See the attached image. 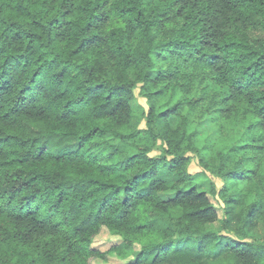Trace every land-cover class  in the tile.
<instances>
[{"label": "trees", "instance_id": "obj_1", "mask_svg": "<svg viewBox=\"0 0 264 264\" xmlns=\"http://www.w3.org/2000/svg\"><path fill=\"white\" fill-rule=\"evenodd\" d=\"M110 256L264 264V0H0V264Z\"/></svg>", "mask_w": 264, "mask_h": 264}, {"label": "rangeland", "instance_id": "obj_2", "mask_svg": "<svg viewBox=\"0 0 264 264\" xmlns=\"http://www.w3.org/2000/svg\"><path fill=\"white\" fill-rule=\"evenodd\" d=\"M137 96L139 97L138 91L136 92ZM139 102L142 106L148 108L147 105V101L144 98L139 99ZM145 123H143V127H144ZM214 133H215V129H213L211 126H204L199 130V134L201 135L200 138L202 137V139L204 138H214ZM192 162L191 165L189 167V170L192 174H202L203 173V169L199 166L198 164V159L192 154ZM208 177H210L211 179H213L214 181H216L215 183L217 184V186L219 188H221L223 186L222 181L220 180H215L210 174L207 175ZM205 177H200L199 181H202V187L201 189L203 190H210L209 186L210 184H208V181H204ZM162 196H164V198L167 199H171L173 198L174 194L172 193H168L165 194L163 193ZM211 201L215 204L216 207V211L219 215L220 220H222L224 218V212H223V208L221 207V205L219 204V202H217L216 200H214L211 196H209ZM221 204L223 205V202L221 201ZM221 227V224L218 222L216 224L211 225L209 228L211 230H215V231H219ZM117 242H119V240L115 237H113L107 230H103L94 240V244H93V248L96 250H99L101 252H105L107 250H109L111 248V246H113L114 244H116ZM92 264H125L123 262H121L119 259H117L115 256H110L108 258L107 261H102V260H95L92 262Z\"/></svg>", "mask_w": 264, "mask_h": 264}]
</instances>
